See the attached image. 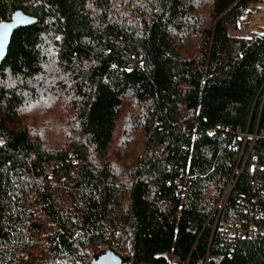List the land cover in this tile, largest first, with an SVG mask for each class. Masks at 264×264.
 <instances>
[{
    "label": "trees",
    "instance_id": "trees-1",
    "mask_svg": "<svg viewBox=\"0 0 264 264\" xmlns=\"http://www.w3.org/2000/svg\"><path fill=\"white\" fill-rule=\"evenodd\" d=\"M256 1L0 0L36 19L0 63V264H264L239 203L264 210V140L217 207L262 95L264 29L230 33Z\"/></svg>",
    "mask_w": 264,
    "mask_h": 264
},
{
    "label": "built area",
    "instance_id": "built-area-1",
    "mask_svg": "<svg viewBox=\"0 0 264 264\" xmlns=\"http://www.w3.org/2000/svg\"><path fill=\"white\" fill-rule=\"evenodd\" d=\"M251 16V13L248 14V17ZM264 83V82H263ZM261 100L258 106V111H257V118L256 121L254 122V126L250 130H244L242 132H239L236 135V140H232L229 143V146L232 147L233 149L238 150V164L233 168L232 174L229 176L224 189L218 199L217 202V207L220 208L223 203L225 202L227 195L233 186L236 176L238 173L241 171L242 166L244 165L245 160L250 158V162L252 164H255L258 162L256 154H251L249 155V150L251 148V145L253 144L254 141L256 140H264V111L262 113L261 108L264 107V84L262 85L261 88ZM261 112V113H260ZM260 170L264 173V160H262L260 166ZM264 176V175H263ZM40 181V179H39ZM256 184L258 186H263L262 180L256 178ZM240 203V209L241 211L247 210V208L250 209L251 212L256 214L257 216L264 218V210L260 209L257 204L251 205L249 201L246 200H239ZM221 229L225 234H228V232H236V233H241L242 235L248 234V235H256L260 234L263 232V228H257L253 224H249L247 226L246 230H243L242 227L240 226V223L238 221H224L221 223Z\"/></svg>",
    "mask_w": 264,
    "mask_h": 264
},
{
    "label": "water",
    "instance_id": "water-1",
    "mask_svg": "<svg viewBox=\"0 0 264 264\" xmlns=\"http://www.w3.org/2000/svg\"><path fill=\"white\" fill-rule=\"evenodd\" d=\"M34 17L16 11L11 19L0 22V63L5 58L14 31L21 27L34 22ZM10 25L5 33L3 26ZM88 264H124L122 259L111 251L98 253Z\"/></svg>",
    "mask_w": 264,
    "mask_h": 264
},
{
    "label": "rangeland",
    "instance_id": "rangeland-1",
    "mask_svg": "<svg viewBox=\"0 0 264 264\" xmlns=\"http://www.w3.org/2000/svg\"><path fill=\"white\" fill-rule=\"evenodd\" d=\"M251 16L248 18L247 27L242 29L232 30L231 34L234 35H249L250 30H261L264 29V1L258 0L249 5Z\"/></svg>",
    "mask_w": 264,
    "mask_h": 264
},
{
    "label": "snow or ice",
    "instance_id": "snow-or-ice-1",
    "mask_svg": "<svg viewBox=\"0 0 264 264\" xmlns=\"http://www.w3.org/2000/svg\"><path fill=\"white\" fill-rule=\"evenodd\" d=\"M10 27H11L10 25H4L3 26L5 33L7 32L8 28H10Z\"/></svg>",
    "mask_w": 264,
    "mask_h": 264
}]
</instances>
